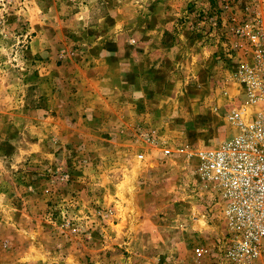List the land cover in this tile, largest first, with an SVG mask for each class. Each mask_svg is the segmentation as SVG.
I'll list each match as a JSON object with an SVG mask.
<instances>
[{
	"label": "rangeland",
	"instance_id": "rangeland-1",
	"mask_svg": "<svg viewBox=\"0 0 264 264\" xmlns=\"http://www.w3.org/2000/svg\"><path fill=\"white\" fill-rule=\"evenodd\" d=\"M245 20L264 52V0H0V264H194Z\"/></svg>",
	"mask_w": 264,
	"mask_h": 264
},
{
	"label": "built area",
	"instance_id": "built-area-1",
	"mask_svg": "<svg viewBox=\"0 0 264 264\" xmlns=\"http://www.w3.org/2000/svg\"><path fill=\"white\" fill-rule=\"evenodd\" d=\"M211 24L216 26L217 21ZM234 33L246 38L250 50L241 56L234 53L238 60L230 81L237 93L226 114L231 133L200 151L195 166L202 193L214 202L221 226L211 245L192 247L194 264H264L262 35L258 24L249 20L240 22ZM227 56L233 57V53ZM169 153V149L164 150L165 155ZM60 214L64 221L65 212L60 210ZM202 226L208 223L203 220ZM71 231H77V226L72 225Z\"/></svg>",
	"mask_w": 264,
	"mask_h": 264
},
{
	"label": "crops",
	"instance_id": "crops-1",
	"mask_svg": "<svg viewBox=\"0 0 264 264\" xmlns=\"http://www.w3.org/2000/svg\"><path fill=\"white\" fill-rule=\"evenodd\" d=\"M174 52H177V51H174ZM98 112V111H97ZM114 201H116L117 203H119V204H121L122 205V208H124L125 206H124V203L122 202V200H120V199H115L114 198ZM115 205V204H114ZM124 206V207H123ZM114 208V207H113ZM113 208L112 207H110V209L111 210H113ZM120 220V219H119ZM128 231V230H127Z\"/></svg>",
	"mask_w": 264,
	"mask_h": 264
}]
</instances>
